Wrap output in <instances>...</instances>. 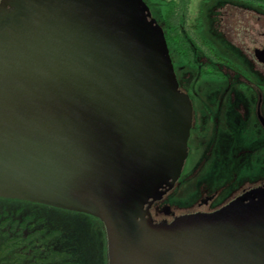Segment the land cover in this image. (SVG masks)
<instances>
[{
  "label": "water",
  "instance_id": "1",
  "mask_svg": "<svg viewBox=\"0 0 264 264\" xmlns=\"http://www.w3.org/2000/svg\"><path fill=\"white\" fill-rule=\"evenodd\" d=\"M193 117L144 0H0V197L100 219L109 264H264V189L157 210Z\"/></svg>",
  "mask_w": 264,
  "mask_h": 264
},
{
  "label": "flooded vegetation",
  "instance_id": "2",
  "mask_svg": "<svg viewBox=\"0 0 264 264\" xmlns=\"http://www.w3.org/2000/svg\"><path fill=\"white\" fill-rule=\"evenodd\" d=\"M144 2L194 110L185 168L157 210L213 212L264 189V0ZM0 264H107L103 223L0 197Z\"/></svg>",
  "mask_w": 264,
  "mask_h": 264
},
{
  "label": "rangeland",
  "instance_id": "3",
  "mask_svg": "<svg viewBox=\"0 0 264 264\" xmlns=\"http://www.w3.org/2000/svg\"><path fill=\"white\" fill-rule=\"evenodd\" d=\"M171 208L173 209L174 212L176 210L177 212L180 211L181 213L187 210V209H182L181 207H178V206L172 205V204H171ZM73 216L82 217V216H78V215H73ZM103 227H104V233H105V238H106V246H107V264H109V259H108V243H107V235H106V231H105L104 224H103ZM66 228L69 229V226H67ZM70 230H71L70 232H72V233H78V231H75L74 227H70ZM71 256L72 257L75 256L73 252H71Z\"/></svg>",
  "mask_w": 264,
  "mask_h": 264
}]
</instances>
